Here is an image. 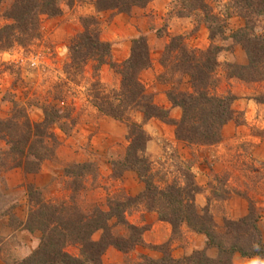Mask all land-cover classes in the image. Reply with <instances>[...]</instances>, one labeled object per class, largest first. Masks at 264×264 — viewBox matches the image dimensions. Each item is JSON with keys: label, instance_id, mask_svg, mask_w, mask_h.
Returning <instances> with one entry per match:
<instances>
[{"label": "trees", "instance_id": "1", "mask_svg": "<svg viewBox=\"0 0 264 264\" xmlns=\"http://www.w3.org/2000/svg\"><path fill=\"white\" fill-rule=\"evenodd\" d=\"M3 1L0 0V6ZM148 1L94 0V6L98 10L112 8L127 12L132 6L145 5ZM230 1L243 24L228 36L241 46L245 63L226 62L227 74L246 82H261L264 80V33L256 32L254 24L257 18L264 19V0ZM7 2L0 11V17L7 19L0 25V49L4 50L15 44L25 45L38 36L37 27L31 21L33 16L41 12L48 16L60 13L57 0ZM171 8L179 15L199 10L209 39L222 36L223 25L214 23L219 18L204 0H174ZM84 18L83 31L71 38L67 45L68 61L64 63L63 73L73 82L82 73L85 64L93 62L91 68L95 79L89 87L90 102L101 116L122 123L126 129L127 144L122 157L111 161L112 175L117 178L123 172L132 170L143 183V189L133 196H109L107 210L96 205L82 209L75 202L45 200L38 187L27 183V214L24 222L18 221L16 226L39 235L35 247L27 255L9 264H103L101 255L108 246L124 254L132 252L137 246L144 245L142 233L145 226L130 223L125 213L138 206L155 211L158 219L170 225L171 235L190 231L201 234L204 240L200 248L180 257L172 256L169 241L149 245V248L161 252L159 257L138 253L136 258L128 259L125 264H232L235 253L243 257H258L260 264H264V240L258 235L260 229L257 225L261 214L252 205L248 206L246 214L238 218H223L224 230L217 231L208 204L201 211L196 207L195 194L200 187L193 180L189 168L184 167L179 172L183 176L182 183L173 179L161 187L154 179L151 161L145 151L149 134L144 123L150 118L172 125L174 136L180 141L211 145L221 140L223 125L230 120L239 121L232 106L235 94L217 95L210 91L216 84L214 73L220 64L216 55L222 47L211 43L205 49H190L183 42L182 35L169 37L159 61L169 77L184 76L191 88L186 91L172 87L165 91L170 105L180 109L179 116L173 118L168 113L170 107L157 104L139 79L140 71L150 66L145 35L141 33L132 37L129 54L117 62L110 58V42L98 37L94 24L97 21L91 16ZM104 63L119 74L118 88L107 89L98 80V70ZM65 83H55L52 97L38 105L42 112L41 120H31L26 108L17 103L13 104L10 116L0 118V139L5 143V147L0 149L1 171L15 167L25 172L38 171L42 161L52 157L59 144L53 127L69 135L77 118L72 105H58L65 101ZM252 98L264 104V90ZM137 113L141 114L140 121L134 117ZM76 166L82 165L77 163ZM72 172L70 170L69 173ZM74 183L72 179L71 184ZM71 190L75 192L76 188ZM13 206L11 204L0 212V217L7 215L9 222L15 220L11 211ZM114 226H121L125 233H115ZM96 232L98 235L95 237ZM69 245L76 246L77 252L69 253L66 250ZM209 248L216 249L214 257L207 254Z\"/></svg>", "mask_w": 264, "mask_h": 264}, {"label": "rangeland", "instance_id": "2", "mask_svg": "<svg viewBox=\"0 0 264 264\" xmlns=\"http://www.w3.org/2000/svg\"><path fill=\"white\" fill-rule=\"evenodd\" d=\"M7 1H3L0 11L4 5L9 3ZM173 1L149 0L145 5H134L125 12L112 8L98 10L94 6V0H57L60 7L59 14L48 16L45 12H41L32 17L31 21L38 30L37 37L25 45L15 44L8 50L0 49V118L10 116L13 104L17 103L26 108L31 120L37 121L39 116L42 118V112L38 107L40 102L52 97L51 90L55 83L66 81L65 101L58 105H72L77 123L69 135H66L69 137L65 138L61 133L58 140L62 145L69 143L67 156L72 155V158L79 162L58 161L64 165L57 172H51L55 174H53V178L58 177V185H55L52 182L54 179L51 178L46 181L45 187H38L45 200L75 202L82 209H89L96 205L100 209L107 210L106 200L109 196L115 194L133 196L140 192L139 189L143 186L132 170L130 171L136 175V178L129 171L123 172L117 178L112 175L111 161L122 157L127 144L126 129L122 123L101 116L90 102L89 87L95 79L91 68L93 62L88 61L83 67L82 73L73 82L69 81L63 73L64 63L68 61L67 45L71 38L83 31L84 17L91 16L97 21L94 24L98 30V37L110 42V58L114 61L119 62L129 54L132 37L129 36L131 31L128 28L131 23H135L137 27V31L132 34L134 37L141 33L145 35L149 48L150 66L140 71L139 79L145 90L152 94L153 100L157 104L165 99L170 105L165 96V91L169 88L191 90L186 77H169L159 61L170 36L182 35L183 42L190 49H205L211 43L222 47L216 55L220 63L214 73L216 84L210 91L217 95L227 92L235 94L232 106L239 121L230 120L223 125L221 129L223 142L220 140L211 145L187 144L180 141L175 138L172 125L157 118H150L144 123V128L149 134L145 151L151 161L154 179L161 187L173 179L182 183L183 176L179 172L184 170V167L189 168L193 180L200 187V197L205 195L207 199L209 212L212 214L217 231L224 230L223 218H230L225 215V206L220 204L234 196L240 201H244L246 210L249 205H252L261 214V217L263 216V207L259 202L264 201L262 199L264 197V160L253 157L258 143H254L246 135L251 133L255 137H264V125L261 126L263 121L258 120L256 122L249 120L251 125H248L242 108L246 109L249 98L263 91L264 80L246 82L236 77H230L227 74L228 67L225 65L226 62L245 63V54L241 46L228 36L232 30L243 24V20L236 15L230 0H204L212 13L219 18V21L216 20L214 23L223 25L222 36L216 35L209 39L202 13L199 10H191L188 15L176 14L171 8ZM127 15L130 17L126 18ZM6 21L7 19L0 17V25ZM94 24L91 26L93 27ZM125 28L128 30L125 31ZM254 29L258 33H264V19L257 18ZM58 46L63 47V50L58 51ZM32 59H35V64L31 63ZM97 78L107 89L119 86L120 76L108 63L100 66ZM160 105L162 106V104ZM168 113L171 117L177 118L180 109L179 107L176 110L172 108ZM134 117L137 121L141 120L139 113ZM228 123L235 125L231 128L232 124H229L230 128H227ZM235 126H238L236 131L234 130ZM53 128L57 133L59 129L55 126ZM64 141L65 143H63ZM4 147L5 143L0 139V149ZM55 157L54 153L52 157L46 159H55ZM77 163L82 166H76ZM70 170L73 171L72 174L69 173ZM3 172L5 171L0 170V212L11 204L14 207L17 206L16 203L23 199V191L25 192L27 184V182H23L20 185L18 183L13 185L12 180L9 185L4 179ZM229 176L230 182L236 186L233 189L227 185ZM72 179L75 181L73 185L71 184ZM73 186L76 188L75 192L71 190L74 188ZM203 197L201 205L195 200L199 211L206 205V203L203 204ZM216 200L217 202H214ZM228 207L237 208L240 206L234 203ZM133 210L147 211L148 209L138 206L129 209L127 213L129 214ZM217 218L218 222L215 221ZM8 223L13 227L18 221L15 218ZM114 231L117 234L125 233L121 226H115ZM259 231L257 234L261 236V240H264L261 229ZM35 233L38 237L39 233ZM97 235L96 232L94 236ZM197 236H199L197 233L189 234L188 231L171 235L167 240L170 242V252L173 243L184 248L186 244L192 246L191 250L189 249L182 255L200 248L201 244L194 248L198 243L199 237ZM32 237L28 236L26 240ZM255 237L256 234L254 239ZM2 239L0 236V242H2L0 260L3 264H9L14 259L22 258L30 252L25 254L22 242L13 235L4 241ZM66 250L72 254L77 252L76 246L71 245L67 246ZM158 252L160 256L161 252ZM138 253L140 252H136L135 249L127 253L125 262L130 258H136ZM172 256L174 255L172 254ZM255 258L253 262H250L249 260H233L232 257V264H260V259Z\"/></svg>", "mask_w": 264, "mask_h": 264}, {"label": "crops", "instance_id": "3", "mask_svg": "<svg viewBox=\"0 0 264 264\" xmlns=\"http://www.w3.org/2000/svg\"><path fill=\"white\" fill-rule=\"evenodd\" d=\"M130 16L127 15L126 18H129ZM131 23V22H130ZM128 27V26H127ZM131 31V34H129L130 37H134L132 34L137 31V27L135 26V23H131L130 27L128 28ZM128 29L125 28V31H127ZM58 51L63 50V47L58 46L57 47ZM264 90V89H263ZM249 102V104H247L246 109L242 108V111L244 113V117L246 120V123L248 125H251L249 123V120H252L253 122H256V120L258 121H263L261 123V126L264 125V104L256 102L253 98H249L247 100ZM160 104H162V106H169L170 109H177L176 107H172L171 105H168L167 101H165V99H162ZM159 104V105H160ZM41 116H39L38 120L40 119ZM261 118V120H260ZM229 124L231 125V128H233V126L235 125L234 123H228L226 126L227 128H230ZM238 126H235L234 130L236 131ZM53 132L55 133V128H53ZM61 131L58 130L57 133H55L57 139L60 137L61 135ZM96 133L93 135V138L95 137ZM246 136H249L250 139H252V141L254 143H258L257 147L255 148V151L253 153V157H256L258 159L264 160V137H260V136H254V134H247ZM63 137H69L66 136L65 134H63ZM260 137V138H258ZM59 141V140H58ZM223 142V140H221ZM259 141V142H258ZM236 142H238V140H236ZM65 143V141L63 142ZM70 145L69 143H65V144H61L59 143V145L57 146V148L55 149V159H45L42 161L41 166L39 168L38 171L36 172H25L23 171L21 168H12L11 170H7L5 172H3V176L5 181L7 182V184L10 185V182H12L13 180V185L14 184H22L23 182H31L32 184H34L37 187L43 188L45 187V185L47 184L46 181L48 179H54V181H52L53 183H55V185H58V177L57 178H53V174L51 173L52 171L57 172L59 169H61V167L64 165H62L61 163H58V161H64L67 162L68 160L71 162H79L77 161V159L72 158L73 156H67V152L69 149ZM75 149V147H74ZM77 149V148H76ZM64 150V152H63ZM66 164V163H65ZM50 172V173H49ZM131 174H133V176L136 178V175L132 172ZM55 175V174H54ZM17 180V181H15ZM49 181V180H48ZM16 182V183H15ZM139 184V183H138ZM137 184V186H138ZM232 184V185H231ZM227 185L233 189L234 188V184L230 182V176L228 177L227 180ZM140 187V184H139ZM236 187V186H235ZM239 188V186H238ZM143 189V186L140 187V191ZM203 197V196H202ZM200 197V192L196 194L195 196V200L197 203H199V205L202 204L201 198ZM23 199L19 202H17V206H13L14 208H12V213L15 216V218L17 219V221L19 222H24L25 217H26V213H27V198H26V194L23 191ZM264 199V197L262 198ZM214 202H217L214 201ZM207 204V199L204 195L203 197V204ZM234 203L239 204L240 207L234 208V207H228L229 205H232ZM260 206L263 207V216L257 221V225L258 228L261 229V232L264 236V201L259 202ZM224 207V211H226L225 215L227 217L230 218H237L240 217L242 215H244L246 213V206L244 201H240V199L236 198V196L231 197L227 200H225L223 202V204H220ZM125 217L126 219L135 225H144L145 229L142 233V239L144 242V245L141 246H137L135 248L136 252H140V253H144L147 254L151 257H158L159 256V252L155 249L149 248V245H158L161 242L167 241L170 237H171V227L170 225L163 220L158 219L157 213L155 211H143V210H133L132 212L125 213ZM216 222H218V218L217 220L215 219ZM9 219L7 215H3L0 217V236L2 239V241H4V239L6 240L7 238L11 237L12 235L15 236V238H17V240H20L22 242L23 245V251H25L24 253L27 254L29 251H31V249H33L37 243V234L34 233H30L28 231H26L25 229H22L20 226H10L11 224L8 223ZM115 227V226H114ZM114 227H113V231H114ZM117 227V226H116ZM115 232V231H114ZM116 233V232H115ZM192 233L189 231V234ZM123 234V233H122ZM192 235V234H191ZM199 237L198 238V243L197 245L194 246V248L198 245H202L204 238L202 236H200L201 234H198ZM28 236H33L31 239L29 238L28 240H26L28 238ZM23 238V239H22ZM2 242H0V246H1ZM178 244V243H177ZM189 244H186L185 248L182 246H178L176 245V243L172 245V254L174 256H181L183 253L188 252V250L192 248V246H188ZM176 246V247H175ZM207 253L210 256H214L216 254V249L215 248H209L207 249ZM127 254H124L123 252H121L120 250H118L117 248L113 247V246H108L105 251L103 252V254L101 255V260L103 262V264H125V259H126ZM256 258L255 257H243L240 256L238 254H234L233 255V260H240V261H254ZM1 263V260H0ZM3 264V263H1Z\"/></svg>", "mask_w": 264, "mask_h": 264}, {"label": "built area", "instance_id": "4", "mask_svg": "<svg viewBox=\"0 0 264 264\" xmlns=\"http://www.w3.org/2000/svg\"><path fill=\"white\" fill-rule=\"evenodd\" d=\"M31 63H32V64H35V63H36L35 59H32V60H31Z\"/></svg>", "mask_w": 264, "mask_h": 264}]
</instances>
